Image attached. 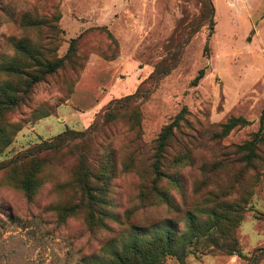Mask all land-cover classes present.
Segmentation results:
<instances>
[{
    "label": "rangeland",
    "instance_id": "374dc122",
    "mask_svg": "<svg viewBox=\"0 0 264 264\" xmlns=\"http://www.w3.org/2000/svg\"><path fill=\"white\" fill-rule=\"evenodd\" d=\"M211 1L215 24L205 22L190 35L187 26L198 16L201 0H0V64L14 59L25 65L15 58L14 45L21 39L45 56L61 57L75 37L79 64L76 69L67 64L34 84L17 105L0 109V139H10L0 150V264H88L92 256L106 255L141 234L130 227L134 223L158 222L144 231L148 237L169 218L185 230L181 212L162 203L143 204L139 193L146 182L137 172H119L112 179L108 208L114 216L104 220L105 226H89L84 205L72 215L65 211L79 200L72 173L81 153L93 164L94 155L111 142L119 159L125 155L124 163L135 154V165L147 168L154 140L182 107L188 113L174 139L187 146L173 140L164 164L182 175L184 189L180 192L166 179L161 186L178 209L193 210L201 219L215 199L246 200L233 228L236 252H220L212 243L220 233L213 229L211 236L186 248L182 261L167 254L157 264H249L250 256L264 255L257 251L264 249V142L252 165L239 161L236 149L255 133L264 138V125L259 129L264 115V0ZM176 47L181 48L178 60L149 85V95L138 103V117L120 113L99 134L41 154L39 186L31 196L24 193L19 181L25 162L8 167V161L65 129L85 130L111 99L133 93ZM201 69L203 76L192 85ZM18 81L0 72V84L14 88ZM230 117L249 123L220 137L219 125ZM184 151L191 154L190 162L174 166L173 156ZM257 264H264V258Z\"/></svg>",
    "mask_w": 264,
    "mask_h": 264
},
{
    "label": "trees",
    "instance_id": "16d2710c",
    "mask_svg": "<svg viewBox=\"0 0 264 264\" xmlns=\"http://www.w3.org/2000/svg\"><path fill=\"white\" fill-rule=\"evenodd\" d=\"M214 5L211 0H201V8L198 16L194 18L188 28L193 35L199 28L206 23L209 27L215 24L213 20ZM104 27V26H103ZM101 27V28H103ZM185 27V29L187 28ZM106 29V27H104ZM184 29V30H185ZM111 41L116 45V39L112 33L106 30ZM25 39L17 41L14 45L16 52L15 58L22 59L25 65H20L12 59L9 62L0 64V72L5 73L10 77H15L19 81L17 87H12L9 82L0 84V109L9 108L17 105L20 100L25 98L31 87L42 81L48 75L56 73L59 69L70 64L71 68L76 69V50L78 37L72 38L69 42L66 53L61 57L45 56L35 47L26 44ZM182 45V44H181ZM181 48L176 47L168 56L162 59L154 68V70L143 79L133 93H129L120 98L111 99L102 110L95 114L93 121L83 131H75L65 129L57 134L50 141H41L31 148L21 152L8 161V167L14 163H24L23 176L19 181V187L28 196L34 194L39 186V175L41 162V154L49 150H57L60 148L71 147L78 141L83 142L90 136H95L102 132L103 128L117 118V115L123 112H132L134 117H138V103L150 93L149 85L169 72L175 65L180 55ZM18 56V57H17ZM115 56V55H114ZM114 56H106L112 59ZM81 66V64H80ZM82 67V66H81ZM203 76V69L194 77L191 84L195 85ZM19 92V95L16 93ZM188 113L187 108L182 109L175 115L173 120L162 127L157 138L154 140L153 156L148 167L135 165L136 156L132 154L129 163H124L123 157L119 159V151L108 143L102 146V152L94 155L93 164L90 162V156L81 153L77 165L72 173V184L77 188L79 195L78 203L73 206L66 207L65 211L72 215L84 205L86 213V222L89 226H93L96 222H100L105 226V219L112 218L114 215L110 213L108 206L110 205V188L112 179L119 172H137L146 184L142 187L139 193V198L144 205H153L156 203L165 204L169 210L174 209L182 213V218L185 222L186 229L180 231L171 218L166 219L162 223L164 225L158 233L151 236H145V230L149 226L156 225L155 222L150 225L131 224L130 227L134 231L141 232L132 235L128 240L121 243L119 246L111 247L109 252L103 256H92L88 264H157L167 254L177 257L181 261L186 255V248L196 240L203 236H211L210 230L216 229L220 236L212 239V243L223 254H232L238 249V243L234 236V225L237 224L243 212L242 202L246 199H240L239 202L214 200V205L204 207L203 211L206 214L205 218L198 217L193 210L187 209L182 211L178 209L174 197L169 190L161 186L163 179H166L174 188L183 192L184 185L182 175L177 171H168L165 169L164 159L167 154V149L171 142L187 146V142L183 143L178 139H174L175 130L180 129L181 123L186 119ZM261 130L264 125L263 112L259 119ZM249 121L242 117H230L226 122L219 125L220 137L226 136L234 127L244 126ZM135 129L140 128V123L134 125ZM258 129V131H259ZM1 132V131H0ZM139 130L137 131V133ZM138 137V136H137ZM140 139L137 140V142ZM10 139H0V150L7 146ZM264 142L262 135L255 133L254 137L246 140L244 143L236 146L237 152L240 154L239 161L244 162L246 166L252 165V162L259 158L258 149L260 144ZM189 144L191 142L188 141ZM125 154V153H124ZM123 158V159H121ZM191 154L189 151H184L173 156L172 164L179 166L182 163H189ZM217 168V167H216ZM218 174V173H216ZM214 174V175H216ZM213 175V176H214ZM198 188L196 189V191ZM222 241L219 242L218 239ZM264 250L262 248L257 251ZM264 255L254 254L248 258L249 264H257Z\"/></svg>",
    "mask_w": 264,
    "mask_h": 264
}]
</instances>
